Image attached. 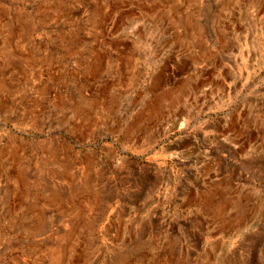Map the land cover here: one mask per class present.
<instances>
[{
    "label": "rangeland",
    "instance_id": "rangeland-1",
    "mask_svg": "<svg viewBox=\"0 0 264 264\" xmlns=\"http://www.w3.org/2000/svg\"><path fill=\"white\" fill-rule=\"evenodd\" d=\"M0 264H264V0H0Z\"/></svg>",
    "mask_w": 264,
    "mask_h": 264
},
{
    "label": "bare ground",
    "instance_id": "bare-ground-1",
    "mask_svg": "<svg viewBox=\"0 0 264 264\" xmlns=\"http://www.w3.org/2000/svg\"><path fill=\"white\" fill-rule=\"evenodd\" d=\"M186 31H187V30H186ZM187 32H188V31H187ZM178 94H179V93H178ZM31 224H32V223H31ZM34 224H35V223H34ZM34 224H33V225H34ZM29 225H30V224H29ZM38 225H39V224H38ZM65 242H66V241H65ZM46 245H48V244H46Z\"/></svg>",
    "mask_w": 264,
    "mask_h": 264
}]
</instances>
